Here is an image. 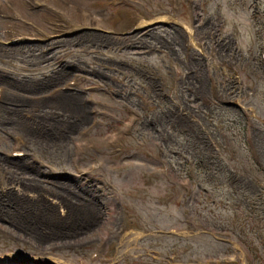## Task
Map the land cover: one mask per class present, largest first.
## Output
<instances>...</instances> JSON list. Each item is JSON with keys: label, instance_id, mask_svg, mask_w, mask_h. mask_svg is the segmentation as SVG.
<instances>
[{"label": "rangeland", "instance_id": "obj_1", "mask_svg": "<svg viewBox=\"0 0 264 264\" xmlns=\"http://www.w3.org/2000/svg\"><path fill=\"white\" fill-rule=\"evenodd\" d=\"M11 1L61 36L0 14V264H264V0Z\"/></svg>", "mask_w": 264, "mask_h": 264}, {"label": "bare ground", "instance_id": "obj_2", "mask_svg": "<svg viewBox=\"0 0 264 264\" xmlns=\"http://www.w3.org/2000/svg\"><path fill=\"white\" fill-rule=\"evenodd\" d=\"M39 0H37L38 2ZM181 25L186 29V31L189 33V35H191L192 33V27H191V22L186 21L184 19H179L178 20ZM85 25H90L89 19L87 18L86 22L84 23ZM61 102L63 103V105H65L66 107L68 106L70 110H80L81 111V105H77V103L75 102L76 98H75V94H67L64 96V98L62 99L61 97ZM76 115V114H75ZM78 116V114L76 115ZM74 123V122H67V127L69 128V126ZM45 259L48 258V256L44 257ZM44 263V261H43Z\"/></svg>", "mask_w": 264, "mask_h": 264}]
</instances>
